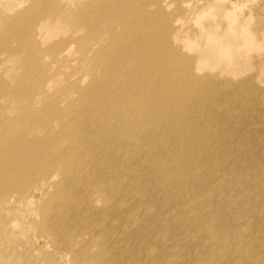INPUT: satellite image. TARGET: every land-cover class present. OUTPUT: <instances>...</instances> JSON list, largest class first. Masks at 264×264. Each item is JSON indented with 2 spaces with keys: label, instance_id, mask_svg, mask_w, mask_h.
I'll return each mask as SVG.
<instances>
[{
  "label": "bare ground",
  "instance_id": "obj_1",
  "mask_svg": "<svg viewBox=\"0 0 264 264\" xmlns=\"http://www.w3.org/2000/svg\"><path fill=\"white\" fill-rule=\"evenodd\" d=\"M219 1L216 21L152 30L163 45L144 52L157 8L0 3V264H264V103L250 79L194 74L258 55L264 4Z\"/></svg>",
  "mask_w": 264,
  "mask_h": 264
},
{
  "label": "rangeland",
  "instance_id": "obj_2",
  "mask_svg": "<svg viewBox=\"0 0 264 264\" xmlns=\"http://www.w3.org/2000/svg\"><path fill=\"white\" fill-rule=\"evenodd\" d=\"M2 1L3 0H0V3ZM25 1L26 0H24V2ZM124 1L126 5V0ZM129 1L131 2V0ZM133 1H135L136 4H139L138 7L142 5L141 9L139 8L135 9L133 13L134 14L133 18L135 17L136 14H138V17H140L141 19H143V17H147L148 15L151 16L150 14H148L149 12L145 11V7H148L150 11H152L154 8H157L159 10L156 16L150 19L146 25H140L141 28L140 30L138 29L137 44L141 49V51L139 52H144L145 49L148 47L154 49L159 45L161 46L163 45V40L161 38L160 39L150 38L149 36L150 31L157 30V35H159L160 34L159 30L161 31V29H164L165 27V32H167L171 23L172 27L176 29L180 28L181 30H185L189 35H191L194 31L199 30L200 24H205V26H207L209 25V22L211 23L216 21L219 16L218 9H224L228 7L226 5L227 3L226 4L221 3L219 0H132V3ZM183 1H185V4H182ZM221 1L224 2V0ZM236 2H237V6L246 4L245 13L243 15H239L240 17H246V16L256 17L254 13L255 9L261 7L260 6L261 4H264V0H236ZM25 5L26 3H22L19 7H24ZM260 16L264 17V13L261 14ZM195 17L197 19V23H195L196 21ZM249 22H250V26H252L254 23L253 20H250ZM84 32L80 33L79 35L76 34L75 36L78 37L83 34L85 36L86 34ZM116 32L119 34L120 30L118 29ZM164 38L165 37H163V39ZM196 42L198 43V41ZM169 44L170 43H167L166 45ZM47 45L48 43L43 44L44 47H46ZM178 45H179L178 47L181 49L182 55L194 57V55L196 54V51L190 50L187 45L183 43H180ZM78 47L79 45L76 44L71 45L70 53L75 52L76 55L81 56L83 52H81L80 54ZM249 49H254V50L259 49V54L256 56L252 54L250 58H246L243 55L234 54L233 56L231 55V63L233 64L232 67H229L226 70H224L222 67H217V68L215 67L214 69L198 68L197 69L198 71H194V74L198 77L203 75H209L215 77V80L217 82L228 80L232 83H239L246 79H250L249 82L245 83L247 89V95L255 96L256 94L257 99L258 100L260 99V101L264 103V79L258 77V74L260 73L261 76L264 75V40L260 38L259 42L256 45L252 44L249 47ZM201 50L202 49H199L198 51ZM157 52L155 59L160 60L161 56L157 55L158 54ZM166 68H168V64H161L155 67L157 73L163 75V77H166L167 74ZM259 70H263V71L260 72ZM17 75L18 73H15V76ZM251 78L253 81L251 80ZM251 84L253 85V87L255 86L254 89L247 88ZM4 220H7V218L4 217ZM229 233L227 234V236H229ZM0 234H3V236L7 238L11 237L9 229L6 227L3 229L1 222H0ZM16 238H19V235H16ZM216 238L217 237L215 235H212L207 240H201L200 244L202 243L211 244ZM239 242L240 239L234 241V246H235L234 248L237 249L236 246L237 243ZM262 242L264 243V240L261 238H256L255 240L251 241L252 244L261 245V246L263 244ZM2 245H5V254L8 253L9 252L8 249L10 247L9 243L2 242ZM15 249L19 250L20 248L16 247ZM213 251H210L209 255H212ZM231 251L234 254L235 249H232ZM240 251L246 252V248Z\"/></svg>",
  "mask_w": 264,
  "mask_h": 264
}]
</instances>
